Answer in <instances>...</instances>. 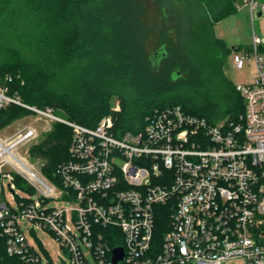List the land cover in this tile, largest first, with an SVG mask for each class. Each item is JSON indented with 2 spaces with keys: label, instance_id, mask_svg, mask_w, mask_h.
<instances>
[{
  "label": "built area",
  "instance_id": "built-area-1",
  "mask_svg": "<svg viewBox=\"0 0 264 264\" xmlns=\"http://www.w3.org/2000/svg\"><path fill=\"white\" fill-rule=\"evenodd\" d=\"M245 3L252 18L264 15L263 0ZM262 45L264 35L254 33L257 75L236 86L245 105L237 117L210 121L170 105L154 109L140 131L121 135L114 115L90 128L62 119L54 107L24 103L10 92L13 77L0 74V112L18 105L35 120L72 130L70 158L59 165L54 182L18 153L38 137L35 125L0 137V238L7 255L23 264H55L43 239L34 235L38 229L53 236L56 257L67 258L68 264H91L89 255L95 264H115L117 247L124 252L118 264H222L233 259L264 264ZM248 57L250 51H234L232 65L242 70ZM113 110L119 112V102ZM118 158L124 160L122 167ZM16 176L27 182V191H37L36 200H17ZM5 179L14 205L4 200ZM51 200L72 205L48 207ZM161 211L169 226L157 245Z\"/></svg>",
  "mask_w": 264,
  "mask_h": 264
},
{
  "label": "trees",
  "instance_id": "trees-1",
  "mask_svg": "<svg viewBox=\"0 0 264 264\" xmlns=\"http://www.w3.org/2000/svg\"><path fill=\"white\" fill-rule=\"evenodd\" d=\"M236 12L232 0H0V74L13 77L10 92L23 102L62 107L80 125L95 128L114 115L120 135L140 131L154 109L170 105L210 121L235 118L245 105L223 70L229 54L244 48L230 49L215 26ZM159 52L156 68L152 56ZM30 114L10 105L0 112V126ZM71 140V128L56 123L31 148L48 178L55 180L70 158ZM15 179L28 190L23 178ZM161 212L157 245L169 226ZM0 264H23L7 255L2 238Z\"/></svg>",
  "mask_w": 264,
  "mask_h": 264
},
{
  "label": "rangeland",
  "instance_id": "rangeland-1",
  "mask_svg": "<svg viewBox=\"0 0 264 264\" xmlns=\"http://www.w3.org/2000/svg\"><path fill=\"white\" fill-rule=\"evenodd\" d=\"M242 14L243 15H240L241 23H239L236 26V31L232 30L230 32L229 30H227V32H229V33H226V36H227L226 40L228 42V47L230 49H232L233 47L239 48L240 46H242L245 51L246 50L250 51V57H248V59L246 60V66L242 70L237 69L232 65V54L234 51L232 53H230L229 56L227 57V63L229 65V68H227V67L224 68L223 75L234 86H237L240 84H248L251 81H253V79L256 77L257 68H256L255 59L252 56L253 52L251 51V47L253 45V35H254V33H256L258 36H263L262 30H264V19H261L258 16H256L255 20H254L250 16H248V18H246L245 13H242ZM227 23H228V21H227ZM225 25H227V24H225ZM217 37L220 38L219 36H217ZM259 53H260V56L264 57V53H262L261 51H259ZM218 75L219 74L215 71H211L209 73V76H211L215 79L219 78ZM118 102H119V111H121V101L119 99H115V98L112 99L111 105H112V108H114L117 106ZM56 109L59 110L62 119L70 120L68 118V114H67V111L65 109H63L62 107L61 108L58 107ZM27 124L35 125L38 128L39 135L36 139L32 140L31 142L27 143L22 148H20L18 153L21 157H25L27 159L28 165L30 167H32V169L35 172H37L40 176L47 178L49 181L54 182L52 179L48 178L45 175V173L43 172V170H42L43 161L40 159H37V158H33L31 156V148L34 145H38L42 141H44L46 139V137L49 135V133L52 132L56 123H51V122H46V121H41V120H35V115L30 114V115H28V116H26V117H24V118H22L16 122H14L13 124H11L7 127H1L0 126V137H3V138L11 137V136L15 135L20 128L24 127ZM61 125H64V124L61 123ZM28 148H29V155L26 154V150ZM116 164L119 167H122L124 164V160L122 158H118L116 161ZM4 183L6 185L4 195H3L4 200H6L9 204L14 205L15 200L13 199L11 192L8 188L9 180L5 179ZM17 194H18V196L16 197L17 200H20V198L29 199V200H36L38 197L37 191H35V192L27 191V190L20 188V187H18ZM71 205H72L71 202H67L64 200H61V201L51 200L47 204L48 207L61 206L64 208L70 207ZM35 234H36V236H39L41 239H43L44 245L42 247L49 254L51 259L53 260V263H55V264H68L67 258H64V260L62 261V260H60L59 257H56L55 253L58 252L59 250H58L56 240L53 238V236L51 234H49L46 231L38 230V229L35 230L34 235ZM28 235L30 237H32L31 234H28ZM160 236H161V234H160ZM38 249H39V247H38ZM61 256L63 257V255H61ZM89 260H90L91 264H95V261L92 259V257H90V255H89ZM222 264H244V263L241 259H233V260L225 261Z\"/></svg>",
  "mask_w": 264,
  "mask_h": 264
},
{
  "label": "crops",
  "instance_id": "crops-1",
  "mask_svg": "<svg viewBox=\"0 0 264 264\" xmlns=\"http://www.w3.org/2000/svg\"><path fill=\"white\" fill-rule=\"evenodd\" d=\"M232 2L237 7V12L234 15H231V16L226 17L225 19L221 20L215 26L216 35L219 36L221 39H224L227 44H228V42L226 40V37H227L226 33H229V32H227V30H229L230 32L232 30L236 31V26L239 23H241L240 15H243L242 13H245L246 18H248V16H250L252 18L251 8H250V6H248L245 3V0H232ZM258 17L261 19H264V15H262L261 13L258 14ZM252 19L255 20V18H252ZM227 21H228V23H227ZM225 24H227V25H225ZM262 32H263L262 34L264 35V30H262Z\"/></svg>",
  "mask_w": 264,
  "mask_h": 264
},
{
  "label": "water",
  "instance_id": "water-1",
  "mask_svg": "<svg viewBox=\"0 0 264 264\" xmlns=\"http://www.w3.org/2000/svg\"><path fill=\"white\" fill-rule=\"evenodd\" d=\"M164 57V55L162 53H156L152 56V59L154 61L155 67L157 68L159 65V62L161 61V59ZM227 68H229V65H227ZM114 257H113V261L115 264H118L120 261H122L123 257H124V252L123 249L121 247H117L114 249Z\"/></svg>",
  "mask_w": 264,
  "mask_h": 264
}]
</instances>
